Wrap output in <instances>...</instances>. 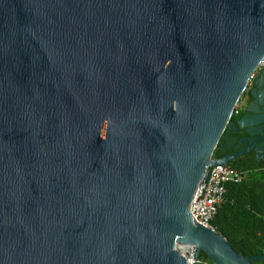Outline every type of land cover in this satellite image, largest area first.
I'll return each mask as SVG.
<instances>
[{
    "label": "water",
    "instance_id": "water-1",
    "mask_svg": "<svg viewBox=\"0 0 264 264\" xmlns=\"http://www.w3.org/2000/svg\"><path fill=\"white\" fill-rule=\"evenodd\" d=\"M263 57L264 0H0V264L264 260L190 214L264 159Z\"/></svg>",
    "mask_w": 264,
    "mask_h": 264
},
{
    "label": "trees",
    "instance_id": "trees-1",
    "mask_svg": "<svg viewBox=\"0 0 264 264\" xmlns=\"http://www.w3.org/2000/svg\"><path fill=\"white\" fill-rule=\"evenodd\" d=\"M238 119L239 114H232L230 122ZM227 134L225 131L222 137ZM222 144L221 138L213 153L214 158L232 153V150H221ZM229 165L243 177L238 184L227 185V201L217 212L212 225L241 256H264V159L257 162L253 154H248ZM205 263L212 264L204 253H200L199 264ZM255 264H264V260Z\"/></svg>",
    "mask_w": 264,
    "mask_h": 264
},
{
    "label": "built area",
    "instance_id": "built-area-1",
    "mask_svg": "<svg viewBox=\"0 0 264 264\" xmlns=\"http://www.w3.org/2000/svg\"><path fill=\"white\" fill-rule=\"evenodd\" d=\"M262 69H264V57L251 75L249 84ZM232 114H239L237 105L233 109ZM206 175L208 176L207 179L205 180V177L202 179L193 195L190 203V214L196 221V224L216 232V228L212 225V222L219 209L227 201V185L238 184L242 180L243 174L233 169L229 164H219L209 167ZM185 257L188 264H193L194 249H190Z\"/></svg>",
    "mask_w": 264,
    "mask_h": 264
},
{
    "label": "crops",
    "instance_id": "crops-1",
    "mask_svg": "<svg viewBox=\"0 0 264 264\" xmlns=\"http://www.w3.org/2000/svg\"><path fill=\"white\" fill-rule=\"evenodd\" d=\"M248 96H249V91H245L244 93H243V95L241 96V98H240V101H239V103H238V108H239V119L241 118V117H243L244 116V114H245V107H246V105H247V101H248ZM230 134L228 133L227 134V136H229ZM227 136H225V137H227ZM230 150H232V152H233V148H232V146L231 147H229V149H228V151H230ZM225 152V151H224Z\"/></svg>",
    "mask_w": 264,
    "mask_h": 264
}]
</instances>
